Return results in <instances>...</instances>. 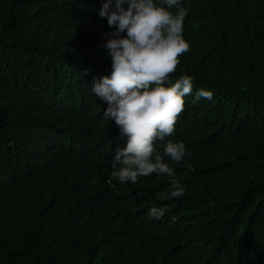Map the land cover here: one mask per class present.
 <instances>
[{"label": "trees", "instance_id": "trees-1", "mask_svg": "<svg viewBox=\"0 0 264 264\" xmlns=\"http://www.w3.org/2000/svg\"><path fill=\"white\" fill-rule=\"evenodd\" d=\"M182 5L169 82L193 90L170 198L168 176L111 179L123 140L89 80L111 63L100 0H0V264H264V0Z\"/></svg>", "mask_w": 264, "mask_h": 264}, {"label": "clouds", "instance_id": "clouds-1", "mask_svg": "<svg viewBox=\"0 0 264 264\" xmlns=\"http://www.w3.org/2000/svg\"><path fill=\"white\" fill-rule=\"evenodd\" d=\"M100 3L98 15L106 18L113 31L102 34L105 42L99 47L111 63L106 61L89 80L91 92L101 103L102 117L104 111V117L114 121L123 140L114 151L111 179L135 184L140 177L153 173L168 176L169 197H182L185 188L175 178V170L165 157L180 163L188 155L183 141L167 139L175 133L177 119L185 107L184 98L193 90L190 75L181 74L169 82L180 57L190 49L183 36L188 10L182 0L161 3L100 0ZM34 91L27 89L17 97ZM201 96L210 98V93L201 90L197 99ZM158 142L162 152L158 150ZM166 211L164 207L153 206L148 215L159 219Z\"/></svg>", "mask_w": 264, "mask_h": 264}]
</instances>
